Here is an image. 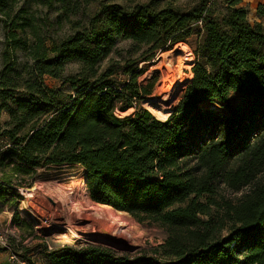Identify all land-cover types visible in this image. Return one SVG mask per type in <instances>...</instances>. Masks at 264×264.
<instances>
[{
    "label": "trees",
    "instance_id": "obj_1",
    "mask_svg": "<svg viewBox=\"0 0 264 264\" xmlns=\"http://www.w3.org/2000/svg\"><path fill=\"white\" fill-rule=\"evenodd\" d=\"M34 1L73 31L43 44ZM93 1L16 8L19 0H0L5 52L31 59L0 78V205L41 168L68 163L83 167L93 201L156 224L166 241L137 257L90 243L33 244L16 256L28 264L32 253L45 264H264L263 23H251L243 0H101L90 11ZM196 33L193 78L159 119L137 103L150 93L140 64ZM122 40L131 56L103 67Z\"/></svg>",
    "mask_w": 264,
    "mask_h": 264
},
{
    "label": "rangeland",
    "instance_id": "obj_2",
    "mask_svg": "<svg viewBox=\"0 0 264 264\" xmlns=\"http://www.w3.org/2000/svg\"><path fill=\"white\" fill-rule=\"evenodd\" d=\"M25 1L19 0L16 8L24 5ZM100 1L94 0L90 3L88 5L90 11L95 10ZM137 1L145 3L148 0H133L131 4L134 5ZM180 3L185 4L186 0ZM243 4L248 8V18L251 23L261 22L264 25V0H243ZM29 8L30 12L34 14L35 23L38 24L39 34L46 38L43 44H51V39L48 38H60L73 31L74 24L67 21L66 18L63 22L56 21L58 10L54 7L34 1ZM78 14V16L71 14L72 19L82 15L80 12ZM6 32L3 21H0V78L9 72V70L6 71V68L15 66L19 71L23 67V62L26 60L31 61L25 51L5 52ZM29 38V46L31 48L35 47L37 37L30 35ZM198 40L199 36L196 33L188 42H178L173 46L174 48L160 51L154 60L140 64L143 70L139 82L143 87L150 89V93L144 94L137 103L148 109L159 119L165 120L173 113L174 107L181 99L182 92L193 78V66L196 61L195 50ZM130 48L131 44L128 41H119L118 51L112 53L110 59L104 62L103 67L112 61L113 63H123L125 58L132 54L129 51L132 50ZM136 56L133 55V57ZM163 60L166 61L168 69H171L170 71L174 72V75L176 74L177 77L181 78V82L178 83L181 86L177 85L174 89L176 90L175 100L164 107L159 102H154L155 98H153L156 92L155 89L163 78L156 66L160 65ZM76 67V65H70L69 69H76ZM124 79L126 78L123 76L121 82ZM46 80L49 84L55 82L50 76H46ZM14 82L21 81L17 79ZM233 97L235 99L237 96L233 95ZM151 106L162 109L165 111V115L160 116L153 112ZM135 111L136 108H130L124 112H119V114L127 116L134 114ZM8 118V113L3 111L1 121L5 122ZM36 176L32 186L20 187L17 192H11L8 194L9 196L4 205H0V212L5 211L0 217V248L2 249L0 250V264H28L16 255H20L24 247L39 243L47 244L50 249L65 244L90 243L109 248L116 254L137 257L138 255H150L153 249L166 241V232L156 224L140 222L126 211L117 210L111 205L93 201L87 188V178L83 167L68 163L60 164L50 168H41ZM89 205L101 206L111 210L113 215H110V219L113 217L115 220L124 221L130 230V235L124 238L107 232L102 234L98 228H90L89 230L71 228L67 221V215L82 212L90 207ZM15 216L18 218L17 221L14 219ZM9 220H11V223ZM75 223L80 224L81 222L75 221ZM74 231L80 234L81 237L76 236ZM14 254L15 259L12 258ZM30 258L34 264H45L47 262L43 256L36 253H32Z\"/></svg>",
    "mask_w": 264,
    "mask_h": 264
},
{
    "label": "bare ground",
    "instance_id": "obj_3",
    "mask_svg": "<svg viewBox=\"0 0 264 264\" xmlns=\"http://www.w3.org/2000/svg\"><path fill=\"white\" fill-rule=\"evenodd\" d=\"M160 63L161 64L156 66V68L160 70L163 78L155 89L156 92L154 93L153 97L155 98V101H153L159 102V104L164 107L175 100L176 90L174 89L177 85L181 86V84H178L181 82V78L177 77L176 74L174 75V72L170 71L171 69H168L166 61L163 60ZM150 108L153 112H156L160 116L165 115V111H163L162 109H158L155 106H151ZM89 206L90 207L84 209L82 212L70 213L67 215V221L70 224L71 228H85L88 230L90 228H98L102 234L107 232L117 237L124 238L130 235V230L127 225H125L124 221L115 220L113 217L110 219V215H113V212L111 210L96 205ZM56 214L58 215V213ZM75 221H80L81 223L76 224ZM74 233L76 236L81 237L80 234H78L76 231H74Z\"/></svg>",
    "mask_w": 264,
    "mask_h": 264
},
{
    "label": "crops",
    "instance_id": "obj_4",
    "mask_svg": "<svg viewBox=\"0 0 264 264\" xmlns=\"http://www.w3.org/2000/svg\"><path fill=\"white\" fill-rule=\"evenodd\" d=\"M4 212H5V211L0 212V217L3 215ZM9 222L11 223V220H9Z\"/></svg>",
    "mask_w": 264,
    "mask_h": 264
},
{
    "label": "built area",
    "instance_id": "obj_5",
    "mask_svg": "<svg viewBox=\"0 0 264 264\" xmlns=\"http://www.w3.org/2000/svg\"><path fill=\"white\" fill-rule=\"evenodd\" d=\"M12 258H14V259H15V258H16V256H15V255H12Z\"/></svg>",
    "mask_w": 264,
    "mask_h": 264
}]
</instances>
